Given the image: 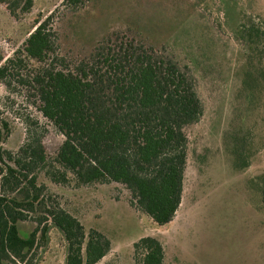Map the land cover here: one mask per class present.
<instances>
[{
    "label": "rangeland",
    "instance_id": "rangeland-1",
    "mask_svg": "<svg viewBox=\"0 0 264 264\" xmlns=\"http://www.w3.org/2000/svg\"><path fill=\"white\" fill-rule=\"evenodd\" d=\"M62 2L26 0L12 12L0 2V66L22 50L46 16L52 17L58 53L72 60L112 31L129 32L189 70L203 112L184 128L181 201L170 222L157 225L130 206L121 184H79L70 173L58 183L39 170L42 197L75 216L85 233L93 228L110 240L95 264H136L133 243L146 235L160 241L164 264H264V36L255 45L240 35L248 20L264 31V0H82L76 9ZM26 62L28 69L36 64L31 57ZM16 78L0 80V148L17 157L31 133L50 157L63 136ZM33 216L18 221L21 236L37 225ZM47 229L25 263L1 262L64 264L67 243L56 227Z\"/></svg>",
    "mask_w": 264,
    "mask_h": 264
},
{
    "label": "trees",
    "instance_id": "trees-1",
    "mask_svg": "<svg viewBox=\"0 0 264 264\" xmlns=\"http://www.w3.org/2000/svg\"><path fill=\"white\" fill-rule=\"evenodd\" d=\"M25 1L0 0L11 12ZM81 2L62 4L76 9ZM51 18L38 22L22 50L0 66V80L9 84L7 77L16 75L31 91L35 108L63 136L50 157L40 136L31 133L17 157L0 148V264L12 258L25 263L37 241L46 239L48 226L56 227L67 243L64 264H95L110 249L106 235L93 228L85 233L75 216L42 197L39 170L58 183L67 182L70 173L79 184H121L130 206L157 225L170 222L181 201L184 128L203 112L194 77L174 58L129 32L112 31L87 55L68 59L58 53ZM240 26L243 39L260 43L264 31L259 24L248 20ZM29 57L34 68H27ZM4 136L0 126V143ZM31 213L37 225L21 236L18 221ZM133 255L136 264H164L163 247L154 236L134 242Z\"/></svg>",
    "mask_w": 264,
    "mask_h": 264
}]
</instances>
